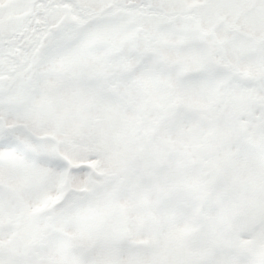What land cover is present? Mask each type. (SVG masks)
<instances>
[{
	"label": "snow or ice",
	"instance_id": "1",
	"mask_svg": "<svg viewBox=\"0 0 264 264\" xmlns=\"http://www.w3.org/2000/svg\"><path fill=\"white\" fill-rule=\"evenodd\" d=\"M0 264H264V0H0Z\"/></svg>",
	"mask_w": 264,
	"mask_h": 264
}]
</instances>
